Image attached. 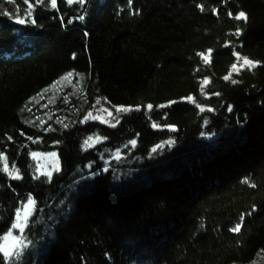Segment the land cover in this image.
Here are the masks:
<instances>
[{"label":"trees","instance_id":"trees-1","mask_svg":"<svg viewBox=\"0 0 264 264\" xmlns=\"http://www.w3.org/2000/svg\"><path fill=\"white\" fill-rule=\"evenodd\" d=\"M263 1L0 0V264H264Z\"/></svg>","mask_w":264,"mask_h":264},{"label":"snow or ice","instance_id":"snow-or-ice-1","mask_svg":"<svg viewBox=\"0 0 264 264\" xmlns=\"http://www.w3.org/2000/svg\"><path fill=\"white\" fill-rule=\"evenodd\" d=\"M9 2H12V0H9ZM23 2L25 3V5L27 7H29V8L32 7V5L30 4L29 0H23ZM36 2L37 3H42L43 0H36ZM74 2H78V3L83 4V3H85V0H67V3H69V4H72ZM50 4H51V7L54 8V9L58 7L57 0H50ZM200 7L203 8L202 5ZM79 19L83 20L84 16H80ZM237 19H247L246 13L244 11H240ZM17 23H20V24L26 23V18L18 19ZM31 23L35 24L36 20L32 19ZM253 63H254L253 61L245 59V64L251 65ZM72 75H73V73L69 72V73H67L66 76L61 77V79H67L68 77H70ZM225 79H228V77H225ZM56 83H59V81H57ZM216 95H219V93H216ZM187 99H189L193 103H195V101H194V99L192 97H188ZM176 103H178V101L173 100V101H169L168 105L161 104V105H158V107L162 109V108L168 107V106H170L172 104H176ZM147 107H148V109H152L153 105L152 104H148ZM197 107H201L202 108L201 105H197ZM202 110H204V109L202 108ZM208 110H212V109H208ZM123 111L132 112L133 109L131 107L123 108ZM229 111H231V109H229ZM63 126L65 128L68 127L67 124H64ZM156 126L157 125L153 124V127H156ZM168 127L173 128V130H174V126L168 125ZM9 139H11V137H9ZM135 143H136L135 140L131 141V144L135 145ZM157 147H159V146H157ZM154 151H155V149H154ZM32 155L36 156L37 154L33 153ZM47 155L49 157L56 158L58 154L56 152H50ZM117 158H119V155H117ZM53 167H55V165H53ZM5 171L6 172L8 171L7 165H5ZM52 174H53V172L49 171L45 175L50 177ZM14 178L15 179H21L22 178L19 175V170H17V174H16V176ZM252 186L255 187V185H252ZM34 203H35V201L31 197H29V199L27 201V204L24 206V208L22 210H18L16 212V222H14L12 224L11 229L8 232H6L2 237H0V253H2L3 256L6 259L11 260L12 257L15 256L18 252H22L23 251L24 246H25V237H24L23 234L25 232V228L27 227V221L29 219V211L31 210V208H32ZM241 219H243V217ZM13 230H18L19 234L18 235H14L13 234ZM231 230L234 231V232H238L240 230V225L237 224Z\"/></svg>","mask_w":264,"mask_h":264},{"label":"rangeland","instance_id":"rangeland-1","mask_svg":"<svg viewBox=\"0 0 264 264\" xmlns=\"http://www.w3.org/2000/svg\"><path fill=\"white\" fill-rule=\"evenodd\" d=\"M242 64H243V61H241V65ZM241 65L239 66V62H238L236 67L233 69V71L234 72H238L241 69ZM94 144L95 143H91V145H89V147H87V148H90ZM47 154L48 153H46V154H37L36 156L32 155L31 158H32V160H34L35 165L37 167V175H38L37 177H47L48 179H51L54 174H56V173H58L60 171V160H59V156L58 155H57L56 158H52V157H49ZM53 165H55V167H53ZM49 171L53 172V174L50 177L45 175ZM139 187H141V186L138 185V188ZM24 206L21 208V210L24 208ZM31 211H32V208L29 211V215H30ZM15 222H16V219H15ZM13 234L14 235H18L19 234L18 230H13Z\"/></svg>","mask_w":264,"mask_h":264},{"label":"bare ground","instance_id":"bare-ground-1","mask_svg":"<svg viewBox=\"0 0 264 264\" xmlns=\"http://www.w3.org/2000/svg\"><path fill=\"white\" fill-rule=\"evenodd\" d=\"M12 2H9V4H11ZM18 14V16L22 17V18H26V16L24 15V13L22 12H16Z\"/></svg>","mask_w":264,"mask_h":264},{"label":"water","instance_id":"water-1","mask_svg":"<svg viewBox=\"0 0 264 264\" xmlns=\"http://www.w3.org/2000/svg\"><path fill=\"white\" fill-rule=\"evenodd\" d=\"M263 6H264V1H263Z\"/></svg>","mask_w":264,"mask_h":264}]
</instances>
